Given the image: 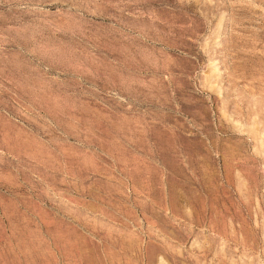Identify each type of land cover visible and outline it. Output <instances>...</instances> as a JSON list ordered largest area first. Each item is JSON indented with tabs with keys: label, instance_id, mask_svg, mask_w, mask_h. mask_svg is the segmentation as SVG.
<instances>
[{
	"label": "rangeland",
	"instance_id": "1",
	"mask_svg": "<svg viewBox=\"0 0 264 264\" xmlns=\"http://www.w3.org/2000/svg\"><path fill=\"white\" fill-rule=\"evenodd\" d=\"M0 264H264V0H0Z\"/></svg>",
	"mask_w": 264,
	"mask_h": 264
}]
</instances>
